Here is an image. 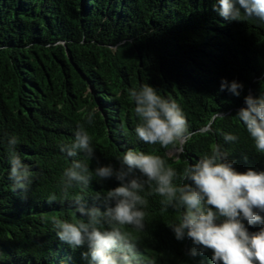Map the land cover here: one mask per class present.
<instances>
[{"label":"trees","instance_id":"16d2710c","mask_svg":"<svg viewBox=\"0 0 264 264\" xmlns=\"http://www.w3.org/2000/svg\"><path fill=\"white\" fill-rule=\"evenodd\" d=\"M213 2L0 0V133L20 137L23 162L37 173L23 195L11 190L6 176L0 180V264H87V246L59 241L52 220L73 219V201L81 195L86 208L104 211L103 194L119 186L114 178H94L84 193L61 192L70 161L59 146L72 141L88 111H95L94 124L86 125L96 147L90 168L97 160L119 168L118 157L134 148L181 171L220 143L238 172L264 171V155L235 119L246 95L264 94V27L224 21ZM221 79L242 83L241 95L221 92ZM145 83L183 109L191 136L182 154L137 140L127 91ZM216 113L224 118L214 119ZM209 125L211 131H203ZM222 133L238 141L224 143ZM147 199L143 232L127 228L144 264H212L211 250L192 257L191 239L175 240L168 226L175 211H162L161 197Z\"/></svg>","mask_w":264,"mask_h":264},{"label":"clouds","instance_id":"9594fccd","mask_svg":"<svg viewBox=\"0 0 264 264\" xmlns=\"http://www.w3.org/2000/svg\"><path fill=\"white\" fill-rule=\"evenodd\" d=\"M212 10L227 22H250L264 27V0H214ZM243 84L221 79L219 90L239 97ZM137 118L134 134L147 145L173 146L178 154L191 136L186 115L176 100L161 94L158 88L145 83L128 89ZM235 119L253 142L255 151L264 155V94H248ZM223 119L216 113L214 119ZM95 122V111H88L84 122L77 125L70 143L59 146L69 164L59 180L61 192L78 188L89 189L94 180L114 178L119 186L103 194L105 210L86 208L81 195L73 203L71 216L53 218L56 237L70 248L87 246L83 253L87 264H144L137 251V241L127 228L137 233L145 228L147 196L161 197L162 211L169 208L176 219L168 226L177 241L190 238L194 247L189 255L195 257L211 250L212 264H264V171L249 169L238 172L235 161L217 143L209 153L181 171L168 165L161 155L130 148L119 157V168L111 164L90 168L96 160V147L88 127ZM86 125L88 127H86ZM205 132L211 131L209 125ZM224 143H235L238 136L222 133ZM20 137L15 133H0V180L6 176L11 190L22 195L29 192L37 173L24 163L19 151ZM179 158V156H177ZM133 173L138 176L128 179ZM97 199L101 195L97 194ZM80 217L77 219L76 214ZM86 218V219H84ZM247 225V226H246ZM259 225L250 232L249 227Z\"/></svg>","mask_w":264,"mask_h":264},{"label":"rangeland","instance_id":"374dc122","mask_svg":"<svg viewBox=\"0 0 264 264\" xmlns=\"http://www.w3.org/2000/svg\"><path fill=\"white\" fill-rule=\"evenodd\" d=\"M177 152L175 151V150H173L172 152H171V154H176Z\"/></svg>","mask_w":264,"mask_h":264}]
</instances>
